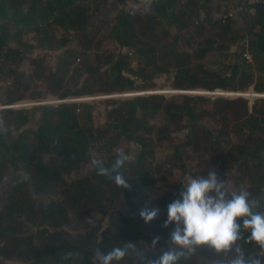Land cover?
Wrapping results in <instances>:
<instances>
[{"label": "trees", "instance_id": "obj_1", "mask_svg": "<svg viewBox=\"0 0 264 264\" xmlns=\"http://www.w3.org/2000/svg\"><path fill=\"white\" fill-rule=\"evenodd\" d=\"M127 1L0 0L2 103L33 99L38 83L66 99L153 88L159 75L171 76L174 90L264 94V0H237L236 18L227 9L215 18L212 0L125 8ZM242 40L246 46L231 51ZM109 41L116 50L104 47ZM36 48L56 53L54 69L28 56ZM213 52L218 68L206 60ZM24 60L27 72L19 70ZM107 103L100 126L84 102L0 111V264H92L93 249L106 254L126 240L158 256L174 227H163L167 207L180 198L183 178L197 176L191 161L225 167L232 175L219 179L244 184L264 211V99L251 106L244 98L153 94ZM37 113V128H28ZM129 144L137 149L123 169L130 187L116 188L90 161L96 155L110 166L117 149L130 155ZM160 149L169 151L163 166ZM121 197L126 213L110 214L102 228L97 215ZM145 207L160 210L149 223L140 216ZM238 244L259 256L254 242ZM231 255L205 246L179 264H228ZM120 264L137 262L129 256Z\"/></svg>", "mask_w": 264, "mask_h": 264}, {"label": "clouds", "instance_id": "obj_2", "mask_svg": "<svg viewBox=\"0 0 264 264\" xmlns=\"http://www.w3.org/2000/svg\"><path fill=\"white\" fill-rule=\"evenodd\" d=\"M129 160L126 152L117 149L110 166L96 155H92L90 163L97 175L107 178L116 188H129L123 171ZM182 189L180 198L167 207L163 227H174L167 247L158 256L149 257L136 243L126 240L106 254L100 248L93 249L92 264H120L129 256L134 257L137 264H179L205 246L217 254L232 253L228 264H264L261 258L264 257V211L259 210L260 200L253 197L244 184L235 189L229 178L220 180L212 171L207 177L186 176ZM159 212L157 207H145L140 216L149 223ZM159 240V236L154 237L151 246L155 248ZM241 240L254 242L260 249L259 256L246 255L238 244Z\"/></svg>", "mask_w": 264, "mask_h": 264}, {"label": "rangeland", "instance_id": "obj_3", "mask_svg": "<svg viewBox=\"0 0 264 264\" xmlns=\"http://www.w3.org/2000/svg\"><path fill=\"white\" fill-rule=\"evenodd\" d=\"M147 0H139L136 4L132 3L130 0L126 2L125 8H138V7H143L146 6ZM237 0H212L210 6L213 8V13L214 17L218 18L223 16V12L225 9L228 10V13L234 16L235 18L237 17ZM220 6V10L217 11L216 7ZM239 23V22H238ZM33 42V41H32ZM34 43V42H33ZM74 43L70 44V47H74ZM246 46V41L242 40L239 42V44L234 46L231 51H234L235 49L237 52H240V49L242 47ZM104 47L106 49L110 50H116L115 45L113 43L106 42L104 44ZM229 51V52H231ZM32 59L35 58H43L46 61V64L54 69L55 66V61H56V53H47L41 50H38V48L34 49L31 53L28 54ZM222 59L218 53H211L208 54L206 60L209 66L213 68H218V62L219 60ZM229 60L228 58H225L224 62L226 63ZM224 63V64H225ZM134 64V63H133ZM19 70L22 72H27L28 71V60H24L21 65L19 66ZM154 82V87L153 88H146L143 90H134V91H124L121 93H113V94H94L90 96H84L80 97L78 99H84L87 101H83L84 103H89L94 105V108L92 109V120L95 126H100L103 125L106 120H107V112L110 110V106L108 105L107 101L110 99H130L134 98L135 96H147V95H164L165 97H173L176 95H199V96H205V97H226L230 98V100L238 99V98H244L250 101V105L252 106L256 100L264 99V94H256L253 92V89L249 90L246 93H235V92H225L223 90H214V91H207L203 89H195V90H174L171 88L170 83H171V76H166V75H159L155 77L153 80ZM8 83H3L0 82V87H5L7 86ZM34 93V98L33 99H25L17 104L11 105V106H5L2 101L4 99V95L0 91V111L5 110V109H11V110H25V111H31L33 109H36L41 106H51V107H57L59 104L64 101V100H73L76 99L75 97H69L66 99H59L56 97L51 96L50 94L47 93V89L45 86L41 85L40 83L37 84V87ZM236 94H242L241 97H237ZM39 96L41 99H38ZM262 97V98H260ZM88 98V99H87ZM80 103V102H79ZM40 119V113H37L35 115L34 120L30 123L28 128L30 129H35L38 126V121ZM131 152H130V159H133L135 152L137 149L133 144L128 145ZM168 152L165 151L164 149H160L158 152L157 160L159 166L165 165V158L168 157ZM167 169V168H166ZM169 169V168H168ZM226 169L225 167H221L218 164L214 163L211 160H202V161H191L189 163V171L192 175H201L204 177H207L208 174L212 171H215L218 175V178L224 177L225 175H232V172L228 173H223L222 170ZM177 177V174L174 175ZM23 177V176H22ZM194 177V176H193ZM196 177V176H195ZM185 178V177H184ZM183 178V181H184ZM227 180V178L225 179ZM163 182L159 181L156 183L158 188L163 187ZM157 188V189H158ZM124 198H119L118 200L113 201L112 203L107 202L105 204V209L107 210L106 215L103 214H98L97 218L100 219L102 228H105L108 225L109 222V216L110 214H115L117 212L121 213H126V208L124 205ZM98 235H100V232H98ZM7 264H23L21 262L17 261H8Z\"/></svg>", "mask_w": 264, "mask_h": 264}, {"label": "water", "instance_id": "obj_4", "mask_svg": "<svg viewBox=\"0 0 264 264\" xmlns=\"http://www.w3.org/2000/svg\"><path fill=\"white\" fill-rule=\"evenodd\" d=\"M140 96V95H139ZM38 99H41V97L39 96V98ZM83 101H87V100H85V99H78V98H76V100H72V101H68V102H66V101H64V102H62V103H75V102H83ZM87 116H88V118L90 119V120H92V109H89L88 110V112H87Z\"/></svg>", "mask_w": 264, "mask_h": 264}, {"label": "built area", "instance_id": "obj_5", "mask_svg": "<svg viewBox=\"0 0 264 264\" xmlns=\"http://www.w3.org/2000/svg\"><path fill=\"white\" fill-rule=\"evenodd\" d=\"M237 95V97H241L242 96V94H236ZM260 98H262V97H260ZM264 98V97H263ZM84 99H86V98H84ZM88 99V98H87ZM73 100H76V99H73ZM80 100V99H79ZM64 101H66V102H68V101H72V100H64ZM64 101H62V102H64ZM61 102V103H62Z\"/></svg>", "mask_w": 264, "mask_h": 264}]
</instances>
